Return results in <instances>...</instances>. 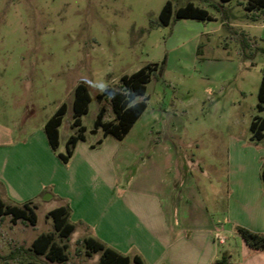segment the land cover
I'll return each instance as SVG.
<instances>
[{"label":"rangeland","instance_id":"374dc122","mask_svg":"<svg viewBox=\"0 0 264 264\" xmlns=\"http://www.w3.org/2000/svg\"><path fill=\"white\" fill-rule=\"evenodd\" d=\"M168 1L173 18L169 26H160L159 15ZM188 3L206 10L212 20L175 19V12ZM247 4V0H0V146H14L44 129L66 104L59 147L52 150L61 162L58 155H66L67 140L77 133L72 125L75 88L85 84L92 99L81 118L85 143L99 149L107 139L95 126L100 109L105 108L104 123H117L110 92L123 93V76L156 64L145 97L137 99H146L148 110L133 134L124 138L122 150L149 137L151 146L156 140L166 141L216 221L224 220L229 193L238 194L237 180L242 177L249 180L244 201L256 206L264 194L263 181L260 187L255 185V160L264 163V138L253 141L250 126L256 116H264L257 109L264 69V11L248 12ZM146 154L119 174V188ZM36 201L31 205L38 223L21 234L24 237L55 231L48 211L60 200ZM2 219L6 229L15 223L10 215ZM78 236L56 238L58 245L67 247L65 264H76V256L87 254L85 241L77 242ZM226 236L233 244L232 236ZM8 247L17 250L15 245ZM97 260L94 256L87 264Z\"/></svg>","mask_w":264,"mask_h":264},{"label":"crops","instance_id":"0c3cea01","mask_svg":"<svg viewBox=\"0 0 264 264\" xmlns=\"http://www.w3.org/2000/svg\"><path fill=\"white\" fill-rule=\"evenodd\" d=\"M150 139L126 150H122L125 139L114 137H107L99 149L80 142L64 165L52 151L44 129L33 131L14 146H0V197L19 207L26 202L38 203L41 197L43 201L58 198L60 205L55 209L69 208V221L75 226L72 235L79 234L77 242L91 238L131 259L140 256L144 264H264V252L250 249L235 231L239 226L264 235V194L256 206L247 204L244 197L249 180L240 178L238 194L229 193L224 220L216 221L196 184L182 174L179 160L166 141L156 140L151 146ZM146 152L127 183L119 188V174L124 175ZM255 166V185L260 187L264 163L255 160ZM2 220L0 262L51 264L34 251L33 243L54 229L28 238L22 235L36 227L38 220L35 225L18 220L7 229ZM218 228L223 229L224 244L215 239ZM226 233L234 239L233 244ZM5 240L17 250L5 246ZM94 256L98 260L93 264H98L100 254L88 257L85 252L76 256V264H87Z\"/></svg>","mask_w":264,"mask_h":264},{"label":"trees","instance_id":"16d2710c","mask_svg":"<svg viewBox=\"0 0 264 264\" xmlns=\"http://www.w3.org/2000/svg\"><path fill=\"white\" fill-rule=\"evenodd\" d=\"M232 0H221L223 3ZM239 1V0H238ZM248 4L245 7L246 11L254 10L264 11V0H247ZM173 18V9L171 2H167L160 15L158 25L169 26ZM175 19L178 20H196V21H211L212 18L209 13L193 3H188L185 7L179 8L175 12ZM165 61L162 62V65ZM156 64L147 65L138 72L123 76V93L110 92L113 107L117 117V123H104L103 118L105 108H101L95 121L96 128L103 129V137H114L118 141L124 138L131 132L134 125L139 121L147 109V100L137 101L138 98L145 97L147 92V85L151 81V75L156 72ZM100 97V96H98ZM91 95L85 84H79L75 88L73 101V127L77 129V133L68 138L66 144V155L59 154L58 157L64 165H67L73 156L76 145L80 142L86 141V129L82 125L81 118L89 111V104L91 103ZM259 112L264 113V69L261 86L258 93ZM67 112L66 104L59 107L56 113L48 120L44 127L51 149L56 152L59 147L60 132L59 128L62 125L63 117ZM250 130L252 132L253 141H261L264 138V116H256L252 121ZM102 144V140L98 141V145ZM96 149L97 146H91ZM261 179L264 183V167L262 169ZM32 202H26L19 206H11L6 204L0 197V218L10 215L14 222L18 220L28 221L31 225L37 223V216L35 207L31 205ZM54 223L55 231L50 234L40 236L33 243L34 251L46 257L52 263L65 264L67 262V247L66 245H58L56 243L57 236L59 239H69L71 234L75 231V226L69 221L70 210L68 207H59L48 214ZM236 233L245 241L247 246L253 251L264 252V235L254 233L243 227H235ZM86 253L88 256L93 254H100L98 264H144L140 256H134L132 259L128 256L122 255L116 250L107 247L101 242L91 238L85 240Z\"/></svg>","mask_w":264,"mask_h":264},{"label":"built area","instance_id":"2783aa9c","mask_svg":"<svg viewBox=\"0 0 264 264\" xmlns=\"http://www.w3.org/2000/svg\"><path fill=\"white\" fill-rule=\"evenodd\" d=\"M222 233H223V229H222V228H218V229L216 230V233H215V239H216L219 243L224 244L226 239H225V237L222 235Z\"/></svg>","mask_w":264,"mask_h":264}]
</instances>
